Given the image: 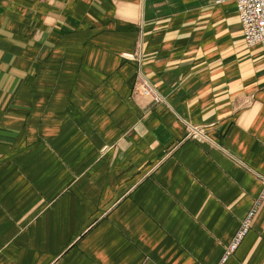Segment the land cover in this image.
<instances>
[{
    "label": "crops",
    "instance_id": "1",
    "mask_svg": "<svg viewBox=\"0 0 264 264\" xmlns=\"http://www.w3.org/2000/svg\"><path fill=\"white\" fill-rule=\"evenodd\" d=\"M257 174L264 58L233 0H0V264H264V201L221 262Z\"/></svg>",
    "mask_w": 264,
    "mask_h": 264
},
{
    "label": "built area",
    "instance_id": "2",
    "mask_svg": "<svg viewBox=\"0 0 264 264\" xmlns=\"http://www.w3.org/2000/svg\"><path fill=\"white\" fill-rule=\"evenodd\" d=\"M241 22L242 37L248 46H260L264 58V0H233ZM136 60L139 61V52L135 53ZM139 66V65H138ZM138 88L143 96L149 97L153 101H164L160 92L155 89L152 83L142 74L140 68L136 76ZM186 138L198 143L210 142L214 144L207 133L206 127L187 124ZM261 182L262 189L259 195L253 200L250 208L242 218L239 228L235 232L231 241L225 247V252L221 262H224L233 254L244 237L250 231L253 220L264 201V174H257Z\"/></svg>",
    "mask_w": 264,
    "mask_h": 264
}]
</instances>
